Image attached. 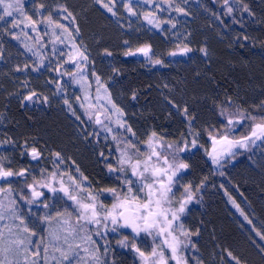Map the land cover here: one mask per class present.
Masks as SVG:
<instances>
[{"label":"trees","instance_id":"trees-1","mask_svg":"<svg viewBox=\"0 0 264 264\" xmlns=\"http://www.w3.org/2000/svg\"><path fill=\"white\" fill-rule=\"evenodd\" d=\"M206 1L210 3L217 0ZM220 1L224 2V0ZM40 2L46 5L43 13L56 9L60 4L67 5L74 13L75 22L73 23L69 18L73 24L74 33L76 27L80 29L79 36L75 33V37L87 46V52L96 71L105 81L114 101L125 111L127 127L130 126L132 131L129 132L126 128L116 133V140L108 141L100 135L92 137L91 143L83 140L76 146L68 126L69 116L67 113L64 114L66 118L60 115L61 109L58 105L52 106L50 102L44 104L24 101V97L32 92L38 95L41 92L44 93L43 81L47 78L37 71H27L24 68L27 38L18 34L16 30L7 32L0 29V114L2 115L0 141H4L6 145L4 148L6 151L1 156L5 158L3 163L16 171L21 168L30 169L31 175L27 179L28 183H31L32 176L41 178V170L46 169L49 172L55 170L51 152H60V149H65L76 154L81 151L80 156L84 163L81 172L84 177H87V180H84L87 186L84 188L93 194L99 193L98 200L106 207H110L113 197L102 190L120 188L123 173L109 172L107 163L100 157V153L103 152L113 166H118L115 163L118 144L127 147L135 145V148L130 147V149L138 148L139 153L145 159L150 153L146 142L152 132H156L159 139L155 146L164 155L176 150L167 148L168 144L174 146L178 144L179 148L184 149L176 151L177 161L182 160L189 167L180 170L179 173L192 177L196 183V185H190L194 198L188 204L185 213L181 214V219L194 210H200V229L198 235L190 238L196 247L192 248L189 244L185 254L207 258L217 256L228 260L227 252L223 251V249H228L233 255L241 258L243 264H264V254L257 247L264 244V241L256 235L257 232L264 233V180L258 181L257 175L248 178L244 176L249 170L248 160L254 153L253 149L248 144L245 150L237 151L236 154L218 163H213L211 156L208 155L213 152V136L219 139L220 136L226 135L230 140H241L250 135L255 123L264 122L260 119L264 116V108L260 107L264 102V96L259 99H244L247 90H251L248 86L257 90L263 89L264 65L258 62L263 69L259 74L253 65L257 63L256 60L255 62L244 60L245 58L242 57L237 58L234 55L235 51L232 52L233 55L220 52L225 62L223 68L207 73V80L203 79L194 85L191 84L189 76L171 66L173 62H180V59L169 56L172 50L161 35L128 36L130 34L123 32L114 23L113 17L94 0H25V9H37ZM244 2L248 4L253 16L257 19L255 26L261 39L256 43V51L264 55V5H261L258 0H244ZM125 41L129 42L132 50L144 44L151 45L155 53L153 59H161L167 66L161 68L148 66V59L142 55L126 57L124 52L128 49L124 45ZM105 49L111 53L110 56L106 54ZM162 54L165 55L164 58ZM10 56L14 58L8 60ZM24 77L27 85L22 87L20 82ZM134 92L136 93L135 99L132 98ZM165 93L177 99L179 110L166 105ZM229 97L233 102L230 110L235 115L234 125L226 127L227 120L221 117L219 112ZM48 98L51 99L50 96ZM185 106L188 107L189 118L194 117L191 123L182 114ZM249 114L257 119L255 121L249 119ZM66 120L68 121L65 122ZM236 120L240 122L235 123ZM93 131L97 130L93 128ZM193 140H196L195 147L192 145ZM25 141L29 145L36 144L42 147L43 157L39 160H32L29 155L21 156V153L25 151ZM161 142L165 145L164 148H160ZM185 145H187L186 148ZM225 146L227 145L223 142L219 149ZM169 159L171 160V156ZM234 160L236 162L233 163ZM152 163H156L155 157ZM128 171L130 175V169ZM60 172L63 175L58 176L53 182V187L57 191L51 192L47 188L38 187L37 190L42 191L44 196L32 203L33 207H41L43 202L51 205L58 200L65 203L70 201L63 192L59 191V181L63 179L65 186H69L72 183L69 177L73 175L69 171L60 170ZM11 179L14 191L21 195L19 189L24 188V195L31 199V193L24 186L23 180L19 177ZM175 179L177 178L174 177V181ZM175 182L173 192L176 195L170 206L177 208L179 207L178 200L185 188H178L177 181ZM221 185L226 187L231 185L236 188V191H242L241 197L252 206L248 220L254 219L260 223L259 225H263V228L256 231H247V229L241 231L235 225L236 218L233 213L231 215L234 222H230L228 217L225 218L222 215L221 195L216 190V187ZM74 194L80 197L86 196L84 191ZM202 213H205L203 217L200 216ZM207 219L211 221L209 224ZM90 225L98 229L101 226V237L110 247V256L107 259L109 264H141L137 253L117 243L125 235L134 236L130 229L117 228L116 232H112L110 229L115 226L110 222L107 229L103 224ZM258 237L259 241H256L255 238ZM135 239L137 246L147 254L152 247L160 244L163 238L158 237L154 242L153 236L142 232ZM221 252L223 254L219 256Z\"/></svg>","mask_w":264,"mask_h":264},{"label":"rangeland","instance_id":"rangeland-1","mask_svg":"<svg viewBox=\"0 0 264 264\" xmlns=\"http://www.w3.org/2000/svg\"><path fill=\"white\" fill-rule=\"evenodd\" d=\"M24 1L25 0H23V3ZM105 2L107 3L108 0H105ZM126 2L127 0H116L113 9L116 12V15L113 16L111 13H108L113 17L114 23H116L123 32L130 34L128 36L137 37L142 34L161 35L166 40L167 44L170 45L172 51H177L178 44L182 47V42H188L189 46L193 48V52L190 53L189 56L173 57L175 59H180V62H173L171 65L174 69H179L183 74L189 76L188 78L190 79L191 84L195 85L203 79L207 80V73L209 74L213 70L223 68L225 62L222 59L220 52H223L226 55H233L232 52L235 51L236 53H233L237 58L242 57L245 58L244 60L249 61L256 60L257 63H253V65L259 74L262 73L263 69L258 62H261V64L264 65V55H261L256 51V43L261 39V36L257 33L258 29L255 26L257 19L253 14L249 15L248 13H244L234 2H231V0H229V3H231L230 5L234 8L231 16L226 15L224 2H221L220 0L211 1L210 3L206 0H168V2H165V0H153L152 3H145L144 0H132L131 6L136 13L135 15H132L125 9L124 4ZM219 3L220 5H218ZM157 5H159V7H157ZM176 8H182L184 9V12H177L175 10ZM36 10L37 9L35 8L29 10L25 9V12L37 21L44 20L49 12H51L53 19L60 24L67 26L68 31L75 37L72 22L70 19H64L65 13L62 11L58 12L54 9L47 13H43L42 15H36ZM145 13H151L149 19L153 20V23L150 24L148 20L145 19ZM185 13L187 14L185 15ZM17 19H23V17L17 16ZM7 21L8 22L0 21V29H4V31L7 32L10 30H16L18 34L27 38L25 42L27 48H25L24 51L26 56L24 68L27 71H37L47 78L43 81L44 87H42L45 94L43 92L39 94L41 101L44 96H50V104L52 106L58 105L61 109L60 115L65 117L64 114L67 113L69 116V130L76 146H78V142L80 143L84 140L80 135L82 129L86 128L87 131L91 133L92 129L95 128L97 131L101 132L103 139L111 141L113 140V135H116V133L118 134L127 128V116L125 111L114 101L108 86L96 71L90 55L89 62L81 63V68L84 72L83 79H81L79 75H76L74 78L65 72V69L74 73L78 71L68 62V57L71 54L77 61H79V57L75 56V49L72 47L73 40L67 38V33L61 35L63 29L55 28L54 25L48 26L46 23H38L35 30H33L31 26H25V24H20L19 27L14 28L11 22L12 18H7ZM156 24H159L160 26L156 27ZM173 25H175V27H173ZM54 31L56 35H53ZM57 35H60V39H57ZM244 36H248L249 39L245 40L243 38ZM61 40H63V43H61ZM75 42L80 47V50L83 51V46L85 45H81L80 40L76 37ZM205 46H207L209 53L207 58H204L203 53L199 51L200 48ZM219 49L221 50L219 51ZM161 56L162 58L165 57L163 54ZM12 58L14 57L10 56L8 60H11ZM148 66L161 68L167 65L166 63L155 65L149 62ZM61 73L64 74L62 75ZM97 76L100 77L99 83H97L96 80ZM77 80L80 82L77 83ZM26 83L27 80L24 77L21 80L20 85L24 87L27 85ZM248 88L251 90H247L245 93V100H251L252 98L259 99L264 96V87L260 90L251 88L250 86H248ZM77 97H79V100ZM65 99L73 104L74 109L83 121L82 124L68 112L67 107L64 104ZM169 101H172L175 105L178 104V101L174 96L171 94L169 96L165 93L164 102L166 105L173 106ZM81 104L84 105V108L80 107ZM113 104L123 112L122 117H120L115 109L112 108ZM173 109L177 110V108L174 107ZM86 110L92 114L91 120H89ZM97 115H99V118L104 121L105 124L112 128V133L103 131L101 125L95 124ZM117 119H120L125 126L120 127L116 123ZM1 121L2 115L0 114V123ZM253 140L245 142L246 147L236 145L227 151H225V149L228 148V146L219 149V146L223 142L213 145L212 147H215L216 152L218 153V162H223L226 158L236 154L237 151L245 150L249 144L254 153L248 160L249 170H247L244 176L248 178L257 175L258 181H262L264 180V148L260 140H263V138H253ZM5 147V142L0 141V157L3 156L6 151V149H4ZM118 149L119 150H117L115 155V163H117L120 157V150H127L129 154L132 155L133 161L136 159L144 160L143 155L123 144H118ZM60 152L64 157V163L59 165V169L64 172L69 171L70 174L73 175L72 177H75L78 182L83 184V186H87L85 185L83 178L80 176V172L84 167V163L80 156L81 151L73 154L70 153L71 151L60 149ZM66 156H68V158H66ZM234 162H236V160H234L233 163ZM76 167H79L80 172L76 171ZM176 178L175 181H177L178 188L196 185L193 178L186 176L184 173H179ZM0 185L7 187V183L3 181H0ZM216 190H218L221 195L222 203H220V206L222 207V215L225 218L228 217L230 222H234L231 215V213H233L236 218L235 225L238 226L241 231H244L245 229H247V231H256L263 228V225H259L260 223L254 219L251 220L250 218L251 224L248 219H245V216L249 218L252 206L245 198L241 197L242 191H236V188L231 187V185L227 187L222 185L217 186ZM257 191H259L258 188ZM146 192L147 190L145 189L144 192H140L138 195L144 197ZM10 200H15V205H9ZM233 200L235 201V205L232 203ZM0 201L5 205L15 207L16 209L15 216L6 214V218L0 220V231L4 234L5 243L29 237L31 232L36 233V235L30 236L33 243L28 245V253L21 251L17 257L9 255L10 260L18 259L20 264H30L31 260L36 259L31 253L37 250L36 244L40 243L41 240H43V243H40L41 257L44 255V245L49 244L50 242L52 245L67 248V244H65L64 240L65 236L68 237V243H71L73 246L79 244L81 249L84 247H88L89 249L99 247V254L102 259H108L110 256V247L108 243L103 237H101L102 235H96L97 231L101 233V226H99L98 229L97 227L88 224L85 231H80L81 225H84L86 222L80 221L77 223V212L75 211L76 205L74 203L72 204V201L65 203L58 200L51 205L45 202L48 204L47 208L44 207L45 203L43 202L41 207H33L31 204H28L26 200H21L20 194L16 191L11 193H0ZM236 205H238L239 208H237ZM165 207L171 206L166 204ZM171 208L175 209V207ZM200 212V210H194L191 214L189 213L190 215L188 214L187 217H184L175 223H183L185 229L196 232L200 229ZM241 212H243V215H241ZM69 213H71V215H69ZM204 215L205 213L200 214L201 217ZM45 217H49V219H45ZM65 221H67V223H65ZM210 222V219H207V223L209 224ZM5 225H7V227H5ZM25 228H28L29 231L25 232ZM9 229H11V232H9ZM72 229H75V231L73 232ZM86 235L91 236L92 240L95 241V244L83 241L82 237ZM54 236H59L60 239L57 241L53 238ZM255 240L259 241V237L255 238ZM105 246L109 249L107 256L103 255ZM48 252V264H56V261L52 259V256L54 255L59 258L60 253L54 252L52 246L49 247ZM222 254L223 252H221L219 256ZM81 255L88 259L87 255L82 251ZM26 256L27 261L25 259ZM200 258L204 261V264H227L228 261L226 259L224 260V257L218 258L217 256H210V258L202 256ZM39 264H44L43 259L39 260ZM73 264H75V261ZM88 264H95V262L88 259Z\"/></svg>","mask_w":264,"mask_h":264},{"label":"snow or ice","instance_id":"snow-or-ice-1","mask_svg":"<svg viewBox=\"0 0 264 264\" xmlns=\"http://www.w3.org/2000/svg\"><path fill=\"white\" fill-rule=\"evenodd\" d=\"M94 2L100 5L103 9H106L107 12L111 13L113 16L116 15L114 9V4L116 0H108L106 3L105 0H94ZM145 3H152L153 0H144ZM168 2V0H165ZM234 3L237 7H239L244 13H248L252 15L249 6L244 0H234ZM132 0H127L124 4L125 9L135 15L132 6ZM224 6L226 8V15L231 16L233 14L234 8L229 4V0H224ZM159 7V5H157ZM46 9V5L43 2L38 4V8L35 12L36 15H42L43 11ZM56 11H62L65 13L64 19H69L75 22V15L72 11L69 10V7L64 4L57 5ZM177 12H184L182 8H176ZM187 13H185L186 15ZM151 13H145V19L151 24L153 20L149 19ZM17 16L23 17V19H17ZM7 18H12L13 27H19L20 24H25V26H31L33 30L36 29L38 23H46L48 26H55V28L63 29L64 33L68 34L69 39L73 40V49H75V56L79 57V61L75 59L73 55H69L68 62L72 64L78 71L76 73L70 72L65 69V72L73 76L79 75L81 79H83L84 72L81 68V63L89 62V54L87 53V46H83L84 50H80V47L75 42V37L68 31V27L60 24L58 21L53 19L51 12H49L48 16L41 21H37L33 19L32 16L27 15L25 12V5L23 0H0V21H7ZM26 22V23H25ZM159 27V24L155 25ZM175 27V25H173ZM76 36H79L80 29L79 27L75 28ZM53 35H56L55 31ZM245 40L249 39L248 36L243 37ZM57 39H60V35H57ZM63 43V40H61ZM183 46L180 44L177 45V51H172L169 53V56H189L190 53L193 52V48L189 46L188 42H182ZM82 45L83 42L80 41ZM125 47L128 49L124 52L126 57H135L137 55H142L148 59L150 63L155 65H162L164 62L161 59H153L155 57V53L152 50L151 45L144 44L140 47H137L135 50L131 49V45L128 41L124 42ZM201 53H203L204 58H207L209 53L207 50V46L199 49ZM107 55H111L110 52L105 49ZM62 75L64 73H61ZM199 75V74H197ZM97 83L100 82V77H96ZM80 81L77 80V83ZM167 87V85H165ZM133 99L136 98V93H133ZM79 100V97H77ZM24 101L30 102H42L44 104L49 103V98L44 96L41 101L40 95L36 92H32L30 95H26L24 97ZM170 104L173 105L174 108L179 110L178 106L173 104L172 101H169ZM232 100L229 97L224 106L220 109L219 115L224 117L227 120V126L234 125V113L230 110L232 106ZM64 104L67 107L68 112L75 117L77 121H80L82 124L80 115L77 114L76 110L73 107V104L69 102V100L65 99ZM22 106H24L22 102ZM81 108H84V105H80ZM261 108H264V102L260 105ZM112 108L115 109L116 113L122 117L123 112L115 106L112 105ZM89 120L92 119V114L87 112ZM182 114L186 120L191 123V119L189 118V110L188 107L185 106L182 110ZM249 119L255 121L257 117L251 116L249 114ZM260 119L264 121V116H261ZM240 121L236 120L235 123H239ZM116 123L120 127H124L125 125L122 123L120 119H117ZM96 125H101L103 131H107L108 133H112V128L104 123L97 115L95 119ZM127 131L131 132V127H127ZM81 137L91 143L92 137H99L101 135L100 131L88 132L87 129H82L80 131ZM135 135V133H133ZM264 137V122L255 123L251 129L250 135L243 137L241 140H230L226 135L220 136L219 139L213 136V145L224 142L228 148L225 151L229 150L231 147L239 145L240 147H246L245 141H250L255 139H261ZM113 140H116V136H112ZM157 133L152 132L151 136L147 140V145L150 149V153L144 160L136 159L133 161L132 155L129 154L127 150H120V157L117 161L118 166H113L111 162L108 160V157L104 155L103 152L100 153V157L107 163V167L109 172L115 173H123L122 177V186L120 188H107L103 189V192L109 193L113 197V203L110 207H106L102 202L98 200V194H93L90 191H87L81 182H78L75 177L70 176L69 179L72 181L71 185L65 186L63 179L59 181L60 188L59 191L63 192L64 196L67 197L68 200L72 201L76 205L75 211L77 212V223L80 221H85L84 225H81L80 231H85L88 224L101 225L103 224L104 228L107 229L108 223L110 222L115 227L111 228L110 231L116 232L117 228L130 229L131 233L134 234L133 237H129L127 235L124 236L122 240L117 241L118 245L123 248H130L132 251L138 254L141 264H204V261L199 256H188L185 254V251L189 248V244H191L192 248H195L196 245L191 241V237L193 235H198L199 231L193 232L189 229H185L183 223L176 224V221L181 219V214L185 213V210L189 203L193 201L194 193L191 186H187L184 189V192L181 194L180 199L178 200L179 207L173 209L171 207H165L166 204L170 205L172 199L175 197V193L173 192V185L176 183L174 181V177H176L177 173L182 169H187L189 165L184 163L182 160L177 161L176 151H183V148H179L178 144L176 146L168 144L166 147L169 149H176L173 152H170L168 155H164L161 151L157 150L155 146L158 141ZM254 142V140H253ZM193 147L196 146V140L192 141ZM130 147L135 148V145H129ZM25 151L21 153V156L29 155L32 160H39L44 155V149L36 144L29 145L27 141H25ZM165 145L161 142L160 148H164ZM187 145H185V148ZM119 150V149H118ZM136 152H139V149H136ZM212 158L213 163H218L217 155L215 147L213 148V152L208 153ZM51 156L53 157L52 163L54 165L55 170L49 172L46 169L41 170V178H37L36 176H32V182L28 183L27 177L31 175L30 169L21 168L19 171L14 170L10 166H6L3 163L4 157H0V181L6 182L7 187L0 185V193H11L14 191L12 187L13 180L11 178L19 177L23 180L24 186L31 193V199H29L26 195H24V188L19 189L21 195V200H26L28 204L34 203L40 197L44 196L42 191H38L37 188H47L51 192H56L57 189L53 187V182L56 181L58 176H62L63 173L59 170V165L64 163V157L61 152L55 151L51 152ZM171 156V160L169 159ZM155 157L156 163H152L153 158ZM75 163V162H73ZM127 166V167H126ZM130 169V175L129 170ZM76 171L80 172L79 167H76ZM80 176L83 180H87V177L83 176V173L80 172ZM135 178V179H133ZM120 179V177H118ZM147 190L146 195L144 197H140L138 194L140 192H144ZM81 191L86 192L85 197H80L77 194ZM135 193V194H134ZM15 200H10L9 205H15ZM232 203L235 205V201ZM9 205H5L2 201H0V220H4L6 218V214L10 216L16 215L15 207H10ZM44 207L47 208L48 204H44ZM239 208L238 205H236ZM59 215V213H58ZM71 215V213H69ZM243 215V212H241ZM45 219H49V217H45ZM247 220L248 217L245 216ZM67 223V221H65ZM251 224V221L249 220ZM7 227V225H5ZM25 232H28L29 229L25 228ZM74 232L75 229H72ZM11 232V229H9ZM146 233L148 236L154 237L155 239L158 237H162V242L152 247L151 251L147 254L140 249V247L136 244V239L140 236L141 233ZM71 234V233H70ZM36 235L35 232H31L30 236ZM96 235L99 236L101 233L99 231L96 232ZM261 239L264 241V233L257 232ZM29 237H25L23 239H16L13 241H9L7 243L4 242V234L0 231V264H20L18 259H9V255L13 257L19 256L20 252L28 253V245L32 244L33 241ZM183 237V239H182ZM55 240H59V236L53 237ZM65 244H67V248H61L59 246L52 245L51 242L49 244H45L43 247V257H41L40 252V243H43L41 240L40 243L36 244V251L32 252L31 255L36 257V259L31 260L30 264H39V260L43 259L44 264H48L49 252L48 249L50 246L53 247L54 252H59V258L52 256V259L56 261V264H88V259H91L95 262V264H109L107 259H102L99 254V247L94 249H89L88 247L80 248V245L77 244L73 246L71 243H68V237H64ZM82 240L87 242H91L95 244V241L92 240L91 236H84ZM259 251L264 254V244L258 245ZM81 251L85 253L88 259L85 256L81 255ZM109 249L107 246L104 247V256H107ZM198 251V250H197ZM223 251L227 252L228 261L227 264H243V261L238 256L233 255V253L228 249H223ZM27 261V256L25 257Z\"/></svg>","mask_w":264,"mask_h":264},{"label":"flooded vegetation","instance_id":"flooded-vegetation-1","mask_svg":"<svg viewBox=\"0 0 264 264\" xmlns=\"http://www.w3.org/2000/svg\"><path fill=\"white\" fill-rule=\"evenodd\" d=\"M258 1L260 2L261 5H264V0H258ZM262 138H263V140H260V142L264 148V137H262Z\"/></svg>","mask_w":264,"mask_h":264}]
</instances>
